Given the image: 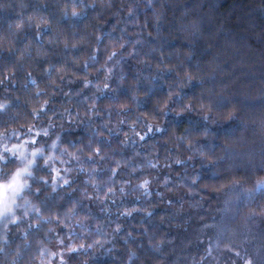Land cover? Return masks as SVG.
<instances>
[{
	"label": "clouds",
	"instance_id": "obj_1",
	"mask_svg": "<svg viewBox=\"0 0 264 264\" xmlns=\"http://www.w3.org/2000/svg\"><path fill=\"white\" fill-rule=\"evenodd\" d=\"M0 264H264V0H0Z\"/></svg>",
	"mask_w": 264,
	"mask_h": 264
}]
</instances>
